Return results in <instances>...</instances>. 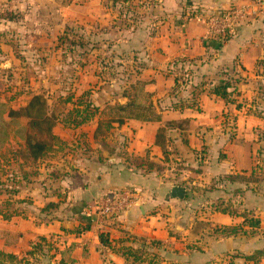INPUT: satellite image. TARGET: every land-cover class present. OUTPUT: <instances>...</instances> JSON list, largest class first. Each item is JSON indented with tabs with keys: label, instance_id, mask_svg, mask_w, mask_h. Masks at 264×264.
I'll return each mask as SVG.
<instances>
[{
	"label": "crops",
	"instance_id": "0c3cea01",
	"mask_svg": "<svg viewBox=\"0 0 264 264\" xmlns=\"http://www.w3.org/2000/svg\"><path fill=\"white\" fill-rule=\"evenodd\" d=\"M125 1L138 10L141 26L131 25V29H124L125 39L118 42L117 48L123 54L131 52L134 64L131 67L136 69L133 79L144 84V91L149 94L161 121L129 119L121 126L114 124L102 139L95 140L94 131L103 118L99 117L102 107L95 103L91 94V102L99 108L97 115L89 121L94 120L93 128L89 134L81 128L85 124L77 128L83 129L80 135L86 141L89 154H79L71 175L63 172L57 177V187L63 191L64 201L71 200L74 209H78L74 218L63 222L70 228H60L64 231L63 240L73 244L70 252L73 264H243L241 256L264 248V233L257 235L244 227L243 234L222 236L218 228L239 224L241 218L223 213L217 206H230L258 217L260 225L256 231L262 227L264 221L257 214L264 215V185L254 196L252 185L242 186L225 179L226 176L251 173L254 157L250 142L240 140L228 152L221 146L226 142L225 136L208 137L204 146L213 153L200 157L194 152L199 146L190 133L192 128H200L207 136L206 129L218 127L219 130L225 116L231 114L235 126H249L250 136L255 124H263L264 117H258L248 109L244 103L248 96L243 93H253V83H264V74L257 66L259 62L264 63V0H238L239 4L253 2L256 11L225 41L207 36V26L189 18V9L199 5L213 13L237 0ZM121 2L117 5L124 8L119 5ZM116 3L108 2L111 6ZM113 8L100 16L95 25L104 29L105 36L116 17ZM204 15L208 13L204 12ZM181 72H185L187 81L175 88L176 75ZM223 75L242 78L236 96L240 108L236 104H225L209 89ZM201 82L205 87L198 95V110L179 109L180 103L189 100L194 87ZM119 97L116 100L110 97V104L126 102L122 94ZM159 126L166 129L165 153L154 144ZM114 127L121 129L129 139V156L126 154L119 161H114L110 158L113 155L103 150L105 138ZM229 143L225 146L231 145ZM215 149L220 151L215 152ZM172 152L178 153V159H175L179 162L177 174L174 178L159 179L158 175L165 170L162 165L168 162ZM146 158L162 169L146 171L140 167L141 160ZM189 175L194 179H188ZM172 186L184 188L185 195L181 199L170 197ZM121 190L129 191L131 206L118 216L104 217L99 222L95 202ZM58 205L56 203V207ZM86 219L90 220L89 229L76 234L75 230L82 227ZM100 232L108 235L112 248L101 244ZM44 234V225L35 226L28 216H13L10 220L0 217V251L4 253L26 255L29 256L27 261L31 260L34 253L27 252L33 250L31 246L35 240L45 238ZM122 247L142 248L143 261L127 258L121 253ZM55 259L58 262L59 257Z\"/></svg>",
	"mask_w": 264,
	"mask_h": 264
},
{
	"label": "rangeland",
	"instance_id": "374dc122",
	"mask_svg": "<svg viewBox=\"0 0 264 264\" xmlns=\"http://www.w3.org/2000/svg\"><path fill=\"white\" fill-rule=\"evenodd\" d=\"M109 1L0 0V13L3 16L0 20V180L3 183L0 185V190L17 188L19 191L16 197L2 192L0 204L3 200L11 202L17 200L18 203H14L13 206L17 207V211L20 210L23 216H28L35 226L43 224L46 239L45 241L37 239L33 242L40 245V251L33 250L34 257L23 264H56L57 262L54 257L49 258L54 253L53 249L49 250V246H56L54 243L56 239H64V231L61 229L70 227L63 222L74 218L75 211H78L74 209L71 200L64 201L63 191L57 187L58 176L63 172L68 176L71 175V171L74 170L73 164H76L79 154H89L90 150L80 133L83 132L81 128H84L89 134L94 120L77 130L64 128L63 125L58 124L54 129L58 142L54 145L53 152L40 162L25 164L15 152L24 144L26 119L11 120L6 114L8 109L24 105L33 94H43L47 97L48 104L53 106L59 96L73 94L76 98L84 92L89 93L90 100L93 94L95 103L102 107V114L99 117L108 118L114 114L109 107L110 97L114 100L120 98L119 96L130 84L125 77L133 81L136 71L131 67L134 66L131 52L123 54L117 45L125 39L124 29L141 26L139 23L141 19L138 10L134 8L135 12L129 13L125 20L117 19L120 11L118 3L115 2L116 4L111 6L108 4ZM239 3L240 1L237 0L229 5L239 6ZM109 7H114L116 17L106 29L109 30L107 32L109 35L105 36L104 29L95 25L100 16L112 9ZM198 7L208 14L212 12L205 7L199 5ZM118 28L121 29L120 32ZM253 87V93H243L248 96L244 99V103L251 112L253 110L263 112L264 83H253ZM231 118L232 114L226 115L225 122L219 130L218 127L216 128L217 131L213 127L206 129L207 136L200 128H192L190 135L199 146L194 152L200 157L213 153L204 146L208 137L218 139L222 135L225 136L226 142H230L229 144L234 140L227 147L226 142L221 145L224 147L223 150L228 152H231V147L236 146L240 140L247 139L252 147L254 165L257 166L253 174L255 178H252L254 196H256L260 193L259 186L264 185V161H262L264 122L255 124L250 136L249 126L237 127L233 123L234 119ZM170 133L175 134L176 131ZM105 140L106 146H103V150L113 155L110 158L114 161H119L126 154L129 156V139L121 129L114 127ZM219 151L215 149V152ZM177 155L178 153L173 152L170 154L168 162L162 165L165 170L158 175L159 179L174 178L179 169L176 165L179 162L175 160L178 159ZM23 170L30 173L28 180L21 179ZM188 179L194 178L189 175ZM187 188L190 190V187ZM189 194L192 195L190 192ZM55 203L59 204L58 207H52ZM257 216H261L264 221L263 213H258ZM256 232L257 235L264 233V222Z\"/></svg>",
	"mask_w": 264,
	"mask_h": 264
},
{
	"label": "trees",
	"instance_id": "16d2710c",
	"mask_svg": "<svg viewBox=\"0 0 264 264\" xmlns=\"http://www.w3.org/2000/svg\"><path fill=\"white\" fill-rule=\"evenodd\" d=\"M122 0H117L121 2ZM255 1V0H253ZM114 3L116 0L113 1ZM127 4V5H126ZM121 6H125L124 8H119V12L117 14V19L125 20L128 18L127 15L129 13L135 12V6L130 3L124 2V0L119 4ZM133 6V7H132ZM134 8V9H133ZM200 7L193 6L189 9V18H194V16L198 14H204ZM235 6L233 4L229 5L226 8H218L215 12L211 13H225L226 11L233 10ZM9 16L11 14L9 13ZM3 16L0 13V20H2ZM132 18L133 14H132ZM10 21V19H6ZM5 20V21H6ZM237 29V28H236ZM236 29L231 34H217L215 35L221 41H225L229 37H232L235 33ZM257 66L261 69L262 74H264V63L259 62ZM185 73V72H184ZM181 72L179 75H176L175 78V88L177 84L184 85V82L187 81V75ZM242 78L231 76V75H223L215 84L211 85L209 88L213 94L219 96L225 104H236V107H239L237 103L236 96L239 94V85L242 83ZM130 84L127 88L124 89L122 95L126 97V102L120 104L115 101L113 104L109 105L110 109L114 111L112 116L108 118H103L98 121L96 129L94 131L93 137L95 140L102 139L106 133L109 131L111 127L121 126L125 123L126 120L133 119L144 122H159L161 121V116L157 114L153 107L149 97L144 91V84L139 80L129 81ZM204 82H201L199 85L194 87L191 92V97L186 102L180 103L178 106L179 109L192 108L198 110V95L204 89ZM264 92V89H262ZM99 108L96 107L91 100L89 99V93L84 92L80 96L74 97L73 94H68L66 96H59L57 101L53 106L48 104V99L43 94H33L27 100V102L19 106L18 108H10L7 111L6 117L11 120H18L21 118L26 119V131L24 135V144L20 148L16 150L21 158L23 163L25 164H35L40 162L41 160L47 158L51 152H53L54 145L58 142L57 136L54 134V129L58 124L64 126V128L68 129H77L83 124L88 123L92 120L95 115H97ZM254 115L258 117L264 116V111L257 112L253 110ZM166 129L164 126H159L155 138L154 144L159 146L163 153L166 152L165 142H166ZM1 143V140H0ZM111 152H113L111 150ZM264 161V159H262ZM140 167H143L146 171H159L162 169L157 163L145 159L141 160ZM256 165L253 166L251 173L248 176L243 174H236L233 176H226V180H233L242 186H250L253 181V174L255 173ZM38 175V174H37ZM21 179L28 180V177L31 176L30 173L24 172L21 174ZM257 179V178H256ZM263 181V180H262ZM0 185L3 183L0 180ZM258 190H263L261 186H259ZM2 192L8 193L10 196H17L18 189L17 188H4V190H0V194ZM241 190H238L237 193L241 194ZM17 204L18 201L14 200L11 202L10 200H3L0 204V217L4 220H10L13 216H20L22 213L18 210L17 207L13 206V204ZM222 205V204H220ZM52 207H56V203L52 204ZM217 209L223 213H227L232 216H237L241 218V222L234 226L230 227H221L218 228V232L222 236L229 235H237L243 234L245 232L244 227H248L251 229V233H255L259 228L260 220L258 217H255L247 212H239L238 209L232 208L230 206H217ZM23 216V215H22ZM90 220L86 219L83 222L82 227H78L75 230V233L79 234L87 229H89ZM39 240H46L41 237ZM99 240L101 244L107 248H112L111 242L109 241L108 235L104 233H99ZM56 246H49V250L53 249L54 253L49 258H55L56 254L59 257V260L56 264H73V260L70 257V252L73 248L72 243H68L63 239L54 240ZM32 249L34 251H40V245L33 244ZM32 250V251H33ZM121 253L127 258L131 257L134 261L142 262L143 261V250L142 248H136L132 250L130 247H122ZM31 252H27V254H32ZM241 258L244 260L243 264H264V248L256 249L249 255H243ZM27 263V257L25 256H15L13 254L4 253L0 251V264H23Z\"/></svg>",
	"mask_w": 264,
	"mask_h": 264
},
{
	"label": "built area",
	"instance_id": "2783aa9c",
	"mask_svg": "<svg viewBox=\"0 0 264 264\" xmlns=\"http://www.w3.org/2000/svg\"><path fill=\"white\" fill-rule=\"evenodd\" d=\"M255 11L256 6L252 2L235 6L233 10L226 11L225 13H214L206 16L198 14L194 18L205 23L207 26V36L211 37L217 34H231ZM131 200V195L127 190L105 195L94 204L95 215L98 217V221L102 222L104 217L118 216L123 210L131 206Z\"/></svg>",
	"mask_w": 264,
	"mask_h": 264
},
{
	"label": "water",
	"instance_id": "95a60500",
	"mask_svg": "<svg viewBox=\"0 0 264 264\" xmlns=\"http://www.w3.org/2000/svg\"><path fill=\"white\" fill-rule=\"evenodd\" d=\"M169 195L172 198L181 199L185 195V190L180 186H172Z\"/></svg>",
	"mask_w": 264,
	"mask_h": 264
}]
</instances>
